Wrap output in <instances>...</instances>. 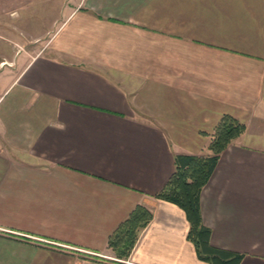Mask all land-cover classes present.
I'll return each mask as SVG.
<instances>
[{
    "label": "crops",
    "instance_id": "1",
    "mask_svg": "<svg viewBox=\"0 0 264 264\" xmlns=\"http://www.w3.org/2000/svg\"><path fill=\"white\" fill-rule=\"evenodd\" d=\"M0 25L9 44L43 40L0 41V264H209L155 194L223 114L245 128L201 220L264 264V0H0ZM136 205L151 219L118 258L108 239Z\"/></svg>",
    "mask_w": 264,
    "mask_h": 264
},
{
    "label": "trees",
    "instance_id": "2",
    "mask_svg": "<svg viewBox=\"0 0 264 264\" xmlns=\"http://www.w3.org/2000/svg\"><path fill=\"white\" fill-rule=\"evenodd\" d=\"M245 128L235 117L223 114L216 123L205 154L174 155V170L165 185L155 196L175 203L187 217V238L194 244L198 258L209 264H238L242 254L214 247L210 244V229L202 223L199 210V195L207 182L219 154L227 144ZM152 213L142 205H136L128 217L108 239V245L116 257L126 258L137 234L151 219Z\"/></svg>",
    "mask_w": 264,
    "mask_h": 264
},
{
    "label": "rangeland",
    "instance_id": "3",
    "mask_svg": "<svg viewBox=\"0 0 264 264\" xmlns=\"http://www.w3.org/2000/svg\"><path fill=\"white\" fill-rule=\"evenodd\" d=\"M0 26H2V25H0ZM6 26H8V25H6ZM10 26L11 25H9V29H11V28L13 29V27L12 26L10 27ZM17 26H19V25H17ZM36 26L42 28L41 30L38 29V32H37L38 34L40 32H44V34H46L45 31L48 30L49 28L51 29L53 25H51V24L50 25L49 24H47V25L43 24V25H36ZM14 31H16L17 33H19L18 29H15L14 28ZM3 32L4 31L2 29H0V33H3ZM20 35L16 34V37L15 38H19V37H21V38L20 39H16V40H10V44H9V42L7 40H6V42H4L2 40H0V41L3 43L4 48L7 49L8 51L12 50L13 47L15 49H17V50L18 49H21V50H24L25 49L26 51L27 50H31V49L35 48V46H39L42 43V41H43V40H33V39H31V38L28 37L29 36L28 34H24L22 32H21ZM42 35H43V33H42ZM11 45L13 47H11Z\"/></svg>",
    "mask_w": 264,
    "mask_h": 264
}]
</instances>
